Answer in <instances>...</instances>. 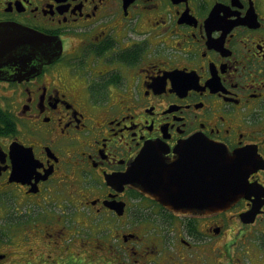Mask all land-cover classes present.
<instances>
[{
  "label": "flooded vegetation",
  "instance_id": "obj_1",
  "mask_svg": "<svg viewBox=\"0 0 264 264\" xmlns=\"http://www.w3.org/2000/svg\"><path fill=\"white\" fill-rule=\"evenodd\" d=\"M0 25L62 46L0 52V264H264V165L222 212L134 184L149 144L264 159V0H0Z\"/></svg>",
  "mask_w": 264,
  "mask_h": 264
},
{
  "label": "water",
  "instance_id": "obj_2",
  "mask_svg": "<svg viewBox=\"0 0 264 264\" xmlns=\"http://www.w3.org/2000/svg\"><path fill=\"white\" fill-rule=\"evenodd\" d=\"M13 31L23 35L22 44L11 42L8 29L0 25V52L3 55L11 48H23L29 57H40V67L60 56L62 46L57 44L55 37L27 28ZM174 152L175 161L167 164L161 157L166 153L163 147L158 144L144 147L135 167L141 178L134 179V184L176 211H225L238 199L250 197L257 191L254 183L249 181L251 172L264 165L257 150L241 148L230 151L223 144L195 137ZM198 159L202 163H198ZM186 178L187 187L184 185ZM255 214L252 210L243 213L242 217H251L249 221H253Z\"/></svg>",
  "mask_w": 264,
  "mask_h": 264
}]
</instances>
